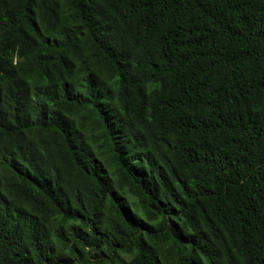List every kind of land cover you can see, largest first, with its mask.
Returning a JSON list of instances; mask_svg holds the SVG:
<instances>
[{
  "label": "trees",
  "instance_id": "trees-1",
  "mask_svg": "<svg viewBox=\"0 0 264 264\" xmlns=\"http://www.w3.org/2000/svg\"><path fill=\"white\" fill-rule=\"evenodd\" d=\"M0 264H264V0H0Z\"/></svg>",
  "mask_w": 264,
  "mask_h": 264
}]
</instances>
